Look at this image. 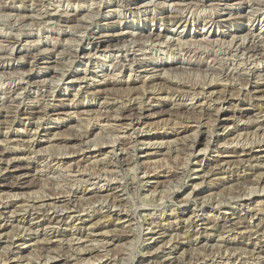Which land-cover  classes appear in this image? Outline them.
Here are the masks:
<instances>
[{"label":"rangeland","instance_id":"rangeland-1","mask_svg":"<svg viewBox=\"0 0 264 264\" xmlns=\"http://www.w3.org/2000/svg\"><path fill=\"white\" fill-rule=\"evenodd\" d=\"M180 1L0 0V264H264V0Z\"/></svg>","mask_w":264,"mask_h":264},{"label":"bare ground","instance_id":"bare-ground-1","mask_svg":"<svg viewBox=\"0 0 264 264\" xmlns=\"http://www.w3.org/2000/svg\"><path fill=\"white\" fill-rule=\"evenodd\" d=\"M89 1V0H88ZM93 1V0H92ZM192 1V0H191ZM197 1V0H196ZM199 1V0H198ZM243 1H247V0H243ZM161 2V1H160ZM185 2H186V0H185ZM222 2V1H221ZM240 2H242V1H240ZM249 2H250V0H249ZM124 3V2H123ZM183 3V0H182V2L180 1V3H179V5H184V4H182ZM186 3H188V1L186 2ZM191 3V2H190ZM189 3V4H190ZM210 3H211V1H210ZM84 4V3H83ZM148 4V3H147ZM174 4H177V3H174ZM263 4V3H262ZM136 5V4H135ZM170 5V4H169ZM173 5V4H172ZM186 5V4H185ZM188 5V4H187ZM186 5V6H187ZM192 5V4H191ZM193 5H195V4H193ZM217 5V4H216ZM97 6V5H96ZM142 6H144V5H142ZM149 6V5H148ZM178 6V5H177ZM185 6V7H186ZM100 7V6H99ZM173 7V6H172ZM180 7V6H179ZM178 7V8H179ZM184 7V8H185ZM192 7H195V6H192ZM201 7V6H200ZM262 7V6H261ZM58 8V7H57ZM183 8V9H184ZM208 8V7H207ZM89 9V8H88ZM139 9V8H138ZM163 9V8H162ZM182 9V8H181ZM261 9H263V8H261ZM116 10V9H115ZM188 10V9H187ZM191 10V9H190ZM189 10V11H190ZM178 11V10H177ZM258 11V10H257ZM110 12V11H109ZM180 12V11H179ZM184 12V11H183ZM88 13V12H87ZM90 13V12H89ZM175 13V12H174ZM88 15V14H87ZM93 15V14H92ZM95 15V14H94ZM76 16V15H75ZM183 18V16L182 15H179V14H177V12L175 13V14H173V15H168V16H166L165 17V21L166 22H168L169 23V21H173V20H176V19H182ZM73 19V18H72ZM154 20V19H153ZM212 20V19H211ZM180 21V20H179ZM209 22H210V20H208ZM185 22H186V20H185ZM84 24H86L85 22H84ZM80 25H82L81 23H80ZM206 25V24H205ZM208 25V24H207ZM79 26V25H78ZM83 26V25H82ZM206 27H208V26H206ZM205 27V28H206ZM82 28V27H81ZM86 28H87V26H86ZM85 29V28H84ZM173 32V31H172ZM214 32V31H213ZM20 33V32H19ZM123 33H126V34H130L131 35V33H132V31H124ZM82 34H83V32H82ZM227 34V33H226ZM168 35V34H167ZM230 35H231V33H230ZM235 35V34H234ZM242 35V34H241ZM137 36H139L140 38H142V37H147L148 39H150V40H153L154 41V43L156 42V43H158L159 41H161L162 39H163V37H164V35H163V33L161 32V31H154V32H150V33H148V34H142V32H139L138 34H137ZM136 36V37H137ZM78 37V36H77ZM130 37V36H129ZM253 37V36H252ZM104 38V37H103ZM133 38V37H132ZM166 38V37H165ZM168 38V37H167ZM166 38V39H167ZM170 38V37H169ZM235 38H236V36H235ZM239 38V37H238ZM246 39V38H245ZM253 39V38H252ZM80 40V39H79ZM133 40V39H132ZM174 40H176V39H174ZM196 40V39H195ZM232 40H233V37H232ZM101 41L103 42V41H105V39H101ZM158 41V42H157ZM169 41V44L171 45L172 44V42H171V40L170 39H168L167 40V42ZM173 41V40H172ZM179 41V40H178ZM234 41V40H233ZM130 42H131V44H132V41L130 40ZM137 42V41H136ZM166 42V40L164 41V43ZM180 42H181V40H180ZM185 42V41H184ZM192 42V41H191ZM235 42V41H234ZM238 42H240V40L238 41ZM237 42V43H238ZM200 43V42H199ZM207 43V42H206ZM236 43V44H237ZM253 43V42H252ZM130 44V45H131ZM160 44H162L161 42H160ZM179 44H182V43H179ZM120 45V44H119ZM239 45V44H238ZM241 45H242V43L240 44V48H241ZM102 46V45H101ZM110 46L111 45H107L104 49H102V52L104 53V51H106V50H108L109 48H110ZM138 46V45H137ZM169 46V45H168ZM174 46H175V44H174ZM177 46V45H176ZM230 46V45H229ZM235 46V45H234ZM134 47V46H133ZM180 47V46H179ZM236 47H238V46H236ZM163 48V47H162ZM167 48V47H166ZM243 48V47H242ZM96 49H97V47H96ZM131 49V48H130ZM178 49V48H177ZM239 49V48H238ZM133 50V49H132ZM135 50V49H134ZM138 50V49H137ZM144 50V49H143ZM243 50V49H242ZM253 50V49H252ZM110 51V50H109ZM128 51H129V49H128ZM131 51V50H130ZM145 51V50H144ZM215 51V50H214ZM244 51V50H243ZM260 51V50H259ZM242 52V51H241ZM240 52V53H241ZM246 52V51H245ZM256 52V51H255ZM255 52H254V54H255ZM258 52V51H257ZM77 53V52H76ZM94 53H96V52H94ZM98 53V52H97ZM144 53V52H143ZM259 53V52H258ZM88 54V53H87ZM134 54V53H133ZM85 55V54H84ZM132 56V55H131ZM139 56V55H138ZM233 56V55H232ZM87 57V56H86ZM98 57V56H97ZM96 57V58H97ZM124 57H126V56H124ZM117 58V57H116ZM129 58V57H128ZM209 58V57H208ZM119 59V58H118ZM130 59V58H129ZM132 59V58H131ZM135 59V58H134ZM134 59H132V60H134ZM208 60V59H207ZM130 61V60H129ZM137 61V60H136ZM128 63V62H127ZM131 63H132V61H131ZM130 63V64H131ZM156 63V62H155ZM224 63V62H223ZM139 64V63H138ZM153 64V63H152ZM166 64H169L168 62L166 63ZM207 64V63H206ZM140 65V64H139ZM138 65V66H139ZM127 66V65H126ZM130 66H132V65H130ZM168 66V65H167ZM156 66H154V67H150L153 71H155L156 70V72H154V73H152L151 75H150V77H149V82L148 83H150V82H153L154 80H156V79H163V78H165V77H163L164 75L162 74V72H165L166 71V73L168 72L167 70L168 69H170L171 68V66H168L169 68H167V67H165V66H163L164 68H163V71L161 72H159V73H157L158 71L157 70H160V69H154ZM157 68V67H156ZM165 68L167 69V70H165ZM209 68H210V66H209ZM227 68V67H226ZM231 68V67H230ZM150 69V70H151ZM229 69V68H228ZM228 69H227V71H228ZM55 70V69H54ZM165 70V71H164ZM59 71V70H58ZM148 71H149V68H148ZM229 72H232V71H229ZM55 73V72H54ZM225 74L226 73H228V72H224ZM130 74V73H129ZM147 74V75H148ZM56 75V74H55ZM148 75V76H149ZM168 76V75H167ZM80 77V76H79ZM84 77V76H83ZM86 77V76H85ZM111 77V76H110ZM109 77V78H110ZM147 77V76H146ZM113 78H114V76H113ZM80 79H83V78H80ZM79 79V80H80ZM122 79V78H121ZM133 79H135V77L133 78ZM232 80V79H231ZM111 81V80H110ZM110 81H108V82H110ZM168 81V80H167ZM228 82V81H227ZM43 83V82H42ZM147 83V82H146ZM207 83V82H206ZM9 85V84H8ZM147 85V84H146ZM52 87V86H51ZM14 93H15V91H14ZM134 93H135V91H134ZM208 93V92H207ZM14 95V94H13ZM133 97L136 99L137 97H140V96H134V95H132V99H133ZM174 97V96H173ZM149 98V97H148ZM140 99V98H139ZM217 99V98H216ZM219 100V102H218V104H221V103H223V102H225V101H227L228 100V98L227 97H223V98H220V99H218ZM131 101V100H130ZM135 101V100H134ZM217 101V100H216ZM221 102V103H220ZM228 102V101H227ZM1 103V102H0ZM111 103V102H110ZM138 104L139 105H136L135 107H132V109L133 108H136L137 110H138V113L137 112H133V114H131L132 116H123L124 118H127V117H129V118H132V122H133V120H135V119H139V118H141L142 116H143V114H144V110H146V105L144 104V105H141L139 102H138ZM220 106V105H219ZM181 107V106H180ZM224 107V106H223ZM223 109V108H222ZM221 111V107H219L218 109H217V113L218 112H220ZM103 127V126H102ZM76 139H81L80 138V135H75L74 136ZM100 144V143H99ZM191 144V143H190ZM100 145H102V144H100ZM79 146V145H78ZM103 146V145H102ZM74 151H76V150H74ZM6 152V151H5ZM71 153V152H70ZM191 153V152H190ZM242 153V152H241ZM133 156V155H132ZM112 159V158H111ZM73 167H75V166H73ZM72 169V168H71ZM74 169V168H73ZM75 170V169H74ZM87 178V177H86ZM84 179V178H83ZM17 184V183H16ZM8 186H11V185H8ZM13 186V185H12ZM70 195V194H69ZM23 197V196H22ZM123 199V198H122ZM3 201V200H2ZM6 202V201H5ZM43 205V204H42ZM9 206V205H8ZM113 207V206H112ZM9 215L7 214V215H5V218L6 217H8ZM63 218V217H62ZM57 220H59V218L57 217L56 218ZM4 220V219H3ZM62 220V219H61ZM234 223V222H233ZM3 227V226H2ZM42 257V256H41ZM211 257V256H210ZM50 258H51V256H50ZM46 259V258H45ZM200 259V258H199ZM43 261V260H42ZM47 261V260H46ZM44 262V261H43ZM41 263V262H40Z\"/></svg>","mask_w":264,"mask_h":264}]
</instances>
